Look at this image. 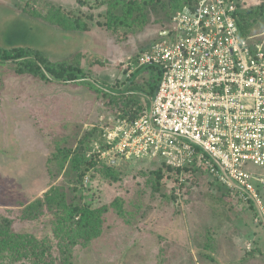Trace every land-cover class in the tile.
<instances>
[{
    "label": "rangeland",
    "instance_id": "rangeland-1",
    "mask_svg": "<svg viewBox=\"0 0 264 264\" xmlns=\"http://www.w3.org/2000/svg\"><path fill=\"white\" fill-rule=\"evenodd\" d=\"M32 1L0 0V48L29 49L58 67L77 65L83 70L81 78L91 84L44 81L17 74L13 61L0 62V211L16 213L51 186L62 199L90 208L125 200L124 217V210L117 214L111 207L104 221L109 229L87 247L76 246L72 264H264V226L253 222V207L239 202L205 169L190 168L177 176L167 172L159 190L148 181V172L160 161L114 162L119 182L99 171L110 163L92 151L98 136L94 125L99 124L103 108L115 111L105 92L121 90L127 97L137 96L127 101L129 106L116 108L121 112L138 116L149 108L147 88L157 83V69L139 66L133 59L130 80L123 64L159 39L158 31L169 24L168 11L147 6L141 22L117 25L106 4L91 0L86 8L72 9L71 16L86 27L65 29L53 13L46 16L51 6L41 8L38 3L37 11L32 10L25 4ZM238 1L242 8L264 3ZM248 38L264 49V13ZM62 149L70 150V157L79 150L83 158L96 157L101 163L77 180L74 170L66 172L69 160L60 168L56 156ZM248 167L264 176V166ZM260 189L264 192V187ZM59 199L51 210L46 208L24 224V231L37 242H57L58 234L65 231L57 222ZM55 261L58 264L60 259Z\"/></svg>",
    "mask_w": 264,
    "mask_h": 264
},
{
    "label": "built area",
    "instance_id": "built-area-1",
    "mask_svg": "<svg viewBox=\"0 0 264 264\" xmlns=\"http://www.w3.org/2000/svg\"><path fill=\"white\" fill-rule=\"evenodd\" d=\"M238 0H194L170 18L166 34L123 64L158 71L150 106L134 119L102 111L92 151L98 158L164 161L205 169L252 199L264 223L257 184L264 176V49L242 35ZM171 34V35H170ZM182 180V179H181Z\"/></svg>",
    "mask_w": 264,
    "mask_h": 264
},
{
    "label": "trees",
    "instance_id": "trees-1",
    "mask_svg": "<svg viewBox=\"0 0 264 264\" xmlns=\"http://www.w3.org/2000/svg\"><path fill=\"white\" fill-rule=\"evenodd\" d=\"M98 1H100L99 4L107 5L106 12L112 20H114L112 23L126 26H130L129 22L134 19H140L141 22V19L143 20L145 11L147 10L145 7L147 6H150L152 10H157L158 8H161V10L164 11L167 10L169 17L171 18V16L182 6L190 5L194 2V0ZM79 2L83 4L85 1L79 0ZM237 4V24L241 34L247 36L249 35L251 27L260 18L261 14L264 13V3H260L254 8H242L240 7L239 1ZM27 7L30 6L27 5ZM49 13H53V17L56 19V22L62 25L65 29H83L86 27L83 23L84 21L82 22L80 19L77 20L68 14L62 13L58 8H54V6L50 7ZM108 25L110 27V23ZM4 61H13L15 65L14 71L17 74L27 73L44 81L58 80L59 82L64 83L80 81L81 83L91 84L90 80L81 78L79 74L82 73L83 70L80 67L77 68V65L71 66L69 64L67 67L61 63L58 67L56 65L58 63H52L47 58L29 51V49L0 48V62ZM119 64L120 63L118 62V65ZM129 79L131 80L132 78ZM97 89L103 90L102 87H97ZM147 89L149 92L148 100L150 104V101L156 91V84L149 86ZM120 91L121 90H116L114 93H109L108 91L105 92L107 96H110L109 102H111V105L109 106L115 108V111L113 112L111 108H108L107 106L103 108V111L110 113L113 112V114H117V116L122 118H126L127 115V119H134L137 116L121 112V110H117L116 108L129 106L130 103L127 101L130 99L132 100L135 97L137 98V96L127 97L126 94L122 92L120 93ZM93 131L95 130L93 129ZM69 155L70 150L62 149V154H58L56 159L61 160L60 168L65 165L67 160H69L66 172L68 173L70 169L74 170L77 174V180L82 181V179L87 175V170H90L91 168L97 169L96 165L101 163L96 157L83 158L82 153L79 150H75L71 155L72 157ZM117 161L130 162V160L124 159L109 160L108 162L110 164H104L100 167L101 170L99 169L105 178H113V182H119L120 180L118 174L114 170L116 169L114 168V162ZM109 166L113 168H110ZM190 168H194V170L199 169L194 166H186L183 168L172 167L164 161H160L157 168L149 170L148 181L151 182L154 190H159L161 186V179L165 173L172 172L177 176L179 172ZM66 174V180H70L69 175ZM107 181L111 183L110 180ZM258 185L259 183L257 184V191L262 197L264 205V192H261ZM227 189L229 192H233L232 194L236 196L239 202H245L249 207H253V222L264 226L263 222L254 221V217L257 215V208L254 201L250 198H241L237 190H232L228 187ZM57 192V188L51 186L42 196L37 197L16 213H13L11 210L0 211V264H57L55 261L56 257L60 259L58 264H72V258L74 256V252L76 251V246L87 247L94 239L99 238V236L103 234L104 230L107 231L109 229V226L106 225L104 221L107 219V216H109L107 213H109L110 210L112 211L111 207H113L115 213L121 214V211L124 210L123 207L125 206V200L121 199L118 201V199H114L109 205H103L99 208H90L89 206L81 205L77 201H73V199H62L61 195ZM57 197H60L58 200L59 206L56 210L58 212L57 222L60 224L61 228L65 229V231L58 234L59 237L57 238V242H48L44 239L42 242L38 241V244L33 234L24 231V224H26L29 220L35 219L38 215H42L46 208L51 210L54 200ZM126 213L127 212L124 210L123 217ZM45 255L46 258H44Z\"/></svg>",
    "mask_w": 264,
    "mask_h": 264
},
{
    "label": "crops",
    "instance_id": "crops-1",
    "mask_svg": "<svg viewBox=\"0 0 264 264\" xmlns=\"http://www.w3.org/2000/svg\"><path fill=\"white\" fill-rule=\"evenodd\" d=\"M81 1H85V2L83 4H81V2H79V0H33L32 3L25 2V4H29V6L31 7V9L32 10L35 9L36 11H37L38 8H35V7H38L40 5L38 3H41V5H40L41 8H42V6H47V5L48 6H54V8H58L60 12L65 13V14H68V15L71 16V15H73L72 9H74V10L75 9L80 10V8H82V9L83 8H86V6H87L86 5V2L91 1V0H81ZM75 12L78 13L77 11H75ZM48 15H49V12H48V14L46 16H48ZM73 18L76 19L75 16H73ZM63 37L65 38V34H63ZM128 58H130V57H128ZM130 77H128V78H130ZM157 83H158V79H157ZM157 83H155L156 86H157ZM258 186L260 187L261 185H258Z\"/></svg>",
    "mask_w": 264,
    "mask_h": 264
},
{
    "label": "clouds",
    "instance_id": "clouds-1",
    "mask_svg": "<svg viewBox=\"0 0 264 264\" xmlns=\"http://www.w3.org/2000/svg\"><path fill=\"white\" fill-rule=\"evenodd\" d=\"M167 27H168V26H167ZM167 27H166V28H167ZM164 29H165V28H164ZM162 32H164V30H162ZM162 32L159 33L160 36H161V34H163ZM135 56H136V55H135ZM135 56H134V57H135ZM134 57H132V58H134Z\"/></svg>",
    "mask_w": 264,
    "mask_h": 264
},
{
    "label": "flooded vegetation",
    "instance_id": "flooded-vegetation-1",
    "mask_svg": "<svg viewBox=\"0 0 264 264\" xmlns=\"http://www.w3.org/2000/svg\"><path fill=\"white\" fill-rule=\"evenodd\" d=\"M163 30H164V31H166V30H167V28H165V29H163ZM161 32H162V30H159V31H158V33H161Z\"/></svg>",
    "mask_w": 264,
    "mask_h": 264
},
{
    "label": "water",
    "instance_id": "water-1",
    "mask_svg": "<svg viewBox=\"0 0 264 264\" xmlns=\"http://www.w3.org/2000/svg\"><path fill=\"white\" fill-rule=\"evenodd\" d=\"M163 34H166L167 32H162Z\"/></svg>",
    "mask_w": 264,
    "mask_h": 264
}]
</instances>
